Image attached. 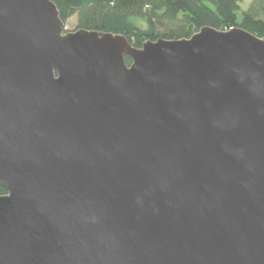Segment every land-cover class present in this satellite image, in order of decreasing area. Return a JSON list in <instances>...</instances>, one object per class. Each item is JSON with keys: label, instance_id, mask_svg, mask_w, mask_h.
Wrapping results in <instances>:
<instances>
[{"label": "water", "instance_id": "95a60500", "mask_svg": "<svg viewBox=\"0 0 264 264\" xmlns=\"http://www.w3.org/2000/svg\"><path fill=\"white\" fill-rule=\"evenodd\" d=\"M0 187V264H264V38L0 0Z\"/></svg>", "mask_w": 264, "mask_h": 264}, {"label": "trees", "instance_id": "16d2710c", "mask_svg": "<svg viewBox=\"0 0 264 264\" xmlns=\"http://www.w3.org/2000/svg\"><path fill=\"white\" fill-rule=\"evenodd\" d=\"M65 23L76 17V29L125 35L140 48L145 41L188 39L202 27L242 28L264 38V0H50ZM240 13V16H238ZM127 65L130 58L125 57ZM0 187V195L5 194Z\"/></svg>", "mask_w": 264, "mask_h": 264}, {"label": "rangeland", "instance_id": "374dc122", "mask_svg": "<svg viewBox=\"0 0 264 264\" xmlns=\"http://www.w3.org/2000/svg\"><path fill=\"white\" fill-rule=\"evenodd\" d=\"M249 3H250V0H243L240 3L241 10H246L248 8ZM238 16H240V13H238ZM65 26H66L67 31L76 29L77 27L76 17L74 16V17L69 18V20L65 22Z\"/></svg>", "mask_w": 264, "mask_h": 264}]
</instances>
